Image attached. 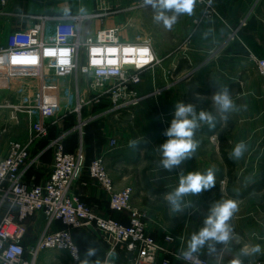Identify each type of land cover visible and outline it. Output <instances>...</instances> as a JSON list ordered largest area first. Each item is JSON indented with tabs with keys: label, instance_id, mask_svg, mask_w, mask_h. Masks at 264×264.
<instances>
[{
	"label": "crops",
	"instance_id": "obj_1",
	"mask_svg": "<svg viewBox=\"0 0 264 264\" xmlns=\"http://www.w3.org/2000/svg\"><path fill=\"white\" fill-rule=\"evenodd\" d=\"M106 3L114 9L149 7L146 6L148 0H106ZM212 4L215 14L206 18H200L202 7L196 1L191 15L181 14L177 39L167 35L161 52L154 47L150 37H142L149 40L154 53L163 58L161 66L143 73L142 81L148 76L145 89L143 82L137 87L142 95L141 106L149 104L153 109V105L158 104L161 107V118L159 122L156 120L158 128L151 130L146 137L138 136L133 127L122 123L127 120L126 116L115 121L104 114L107 103L103 100L97 108L83 111L84 115L92 110L97 114L83 128L86 130L83 149L86 161L103 156L115 189H132L131 205L143 213L146 232L169 251L159 254V260L166 258L169 264H188L173 254L187 250L191 236L204 226L212 204L234 200L238 211L229 221L233 229L232 239L227 244H217L215 252L205 246L194 254L207 264H232L236 259L240 264H264V99L262 80L251 59L264 58V0H213ZM96 8V0H8L4 5L0 4V47L6 44L11 31L23 29L33 22L26 16L85 14ZM106 21L107 18L90 23L83 34L115 26L107 25ZM173 41L177 43L175 48L171 47ZM218 88H228L236 106L226 121L219 118L212 102V95ZM192 97L206 101L218 122L211 131L206 124H201L194 137L198 148L193 159L172 171L163 170L158 147L167 140L163 132L173 119L174 104L177 101L195 104ZM6 101H16V95L0 88V105ZM64 110H60L56 125H48L47 136L35 139L29 145L30 158L21 167L27 185L42 184L47 179L53 162L52 142L57 137L62 135L61 144L66 153L74 152L79 145V135L70 132L71 121L66 120L73 114L68 115ZM153 114L152 111L151 116ZM16 116L17 120L9 108L0 107V141L3 142L0 144V160L7 153L11 127H25L18 135L20 140L13 141L26 143L31 137V123L38 119L35 116L32 120L22 113ZM74 119L76 123L75 116ZM141 137L143 140H138ZM111 139L117 140L115 147L109 146ZM132 140L138 142L135 148L129 146ZM241 141L247 146L244 155L238 160L230 158L234 146ZM221 151L226 153L228 161L222 157ZM209 168L215 170V186L197 196H186L185 204L192 201V207L183 213L172 211L166 196L178 186L180 173H204ZM74 192L97 215L128 224L129 213L110 210L107 192L87 173L76 183ZM43 225L41 214L26 220L28 235L24 245L34 243ZM63 228L65 226L59 221L51 226V230ZM72 236L81 258L84 252L79 243L89 239L90 245L99 251V258L92 257L89 264L105 262L107 246L97 242L89 231L74 229ZM165 236H172L174 241H165ZM255 245H260V252H251ZM245 248L249 255H242ZM129 259L131 256L124 250L116 249L112 264H129ZM72 263L75 262L71 256L63 251H44L36 260V264Z\"/></svg>",
	"mask_w": 264,
	"mask_h": 264
},
{
	"label": "built area",
	"instance_id": "obj_2",
	"mask_svg": "<svg viewBox=\"0 0 264 264\" xmlns=\"http://www.w3.org/2000/svg\"><path fill=\"white\" fill-rule=\"evenodd\" d=\"M7 1L0 0V4ZM96 1L97 8L85 14L26 16L33 22L11 31L0 47V88L16 95V101L0 107L9 108L15 120L18 113L38 118L31 123L30 139L26 143L10 141L0 160V264H36L44 251L67 252L73 259L77 251L79 254L74 229H86L107 246L108 264L116 249L131 256L129 264H169L166 258L159 260V254L169 251L148 235L143 213L131 205L132 189H115L103 156L87 163L82 140L74 152L66 153L62 135L57 137L52 142L53 162L47 179L37 185L23 181L21 167L30 158L29 145L47 136L48 125L56 123L62 108L66 114H74L76 123L70 132L80 135L97 115H84L83 110L101 105L103 100L108 102L104 114L115 121L124 116L128 120L142 100L137 87L143 73L163 62L149 40H124L116 25L83 34L87 21H102L119 11L108 7L106 0ZM195 1L202 7L200 18L215 14L213 0ZM251 59L262 80L264 99V58ZM116 144V139L109 141L110 147ZM85 172L107 192L110 210L129 213L128 224L97 215L74 192ZM36 214L43 216V228L33 244L24 245L26 220ZM57 221L65 228L51 230ZM165 241L174 238L165 236ZM179 252L173 256L188 264H207L197 254L184 258Z\"/></svg>",
	"mask_w": 264,
	"mask_h": 264
},
{
	"label": "clouds",
	"instance_id": "obj_3",
	"mask_svg": "<svg viewBox=\"0 0 264 264\" xmlns=\"http://www.w3.org/2000/svg\"><path fill=\"white\" fill-rule=\"evenodd\" d=\"M148 2L157 9V14L154 16L155 21L162 22L165 28L171 29L181 14H192L195 0H148ZM212 102L219 118L225 121L228 119V114L236 107L228 88H218L212 95ZM217 122V116L212 112L197 111L195 104L177 101L174 104L170 126L163 132L167 140L158 147L161 153L160 168L172 171L179 168L185 161L193 159L198 148V141L194 137L201 124H206L211 131L215 129ZM137 143L136 140H132L129 142V146L135 148ZM246 148L243 141L237 143L230 158L240 159ZM215 184V170L212 168L204 173L191 171L185 174L181 172L178 186L166 196L167 202L172 211L183 213L192 207V201L185 204L186 196H197L203 191L210 190ZM237 211L238 205L234 200L218 201L212 204L209 214L204 220V226L191 236L187 250L182 251L181 256L188 258L205 246L210 252H215L217 244H227L233 235L229 221ZM97 251L96 248L88 245L83 253V258L77 251L73 255V259L77 261V264H89L90 259L96 256ZM260 251V245L251 248L252 253ZM112 254L109 253V255ZM249 254L247 248L242 250V255ZM96 264H100V262L97 261ZM104 264H108L107 260ZM232 264H240V260H233Z\"/></svg>",
	"mask_w": 264,
	"mask_h": 264
},
{
	"label": "rangeland",
	"instance_id": "obj_4",
	"mask_svg": "<svg viewBox=\"0 0 264 264\" xmlns=\"http://www.w3.org/2000/svg\"><path fill=\"white\" fill-rule=\"evenodd\" d=\"M143 2L145 1H142V3ZM131 7L118 8L119 11L117 13L109 15L106 21L107 25H116L120 28L121 30L120 36L122 39L134 40L138 37L148 36L153 42L154 47L157 48L159 52H161L162 45H165L163 40L167 38V35H169L170 37L174 39H177L176 37L177 25H178L181 15L177 18V21L175 24H173L172 28L167 29L163 26L162 22L158 23L155 21L154 16L157 14V9H155L153 5L149 6L146 9L131 8ZM168 15H171V13H168ZM176 46H177V43L173 41L171 47L175 48ZM147 81H148V76L144 77L142 81L143 82L142 86L144 87V89H145V86L147 85ZM68 107L71 108V105H69ZM152 111L154 113L153 114L154 116H151ZM161 113H162V109L158 104H154L153 109H152V107L149 104L147 105L142 104L141 106V103H140V105H138L134 109L133 115L129 116L130 119L122 123L133 127L137 135L139 134L138 136L146 137L145 135L151 132V130L155 131L156 128H158L156 124V120L159 122V119L161 118L159 114ZM150 118H153V120H151ZM58 121L59 119H57L56 123H58ZM24 130H25V127H22V126L17 129H14L13 127H11L10 141L11 140L13 141L15 139L20 140L18 135L20 136L22 132H24ZM74 133H77L79 135L80 141L82 140L83 144L85 145L86 130L82 129L81 135L77 131H75ZM142 137L141 139H138V140L140 141L143 140ZM0 144H3V142L1 143L0 141ZM79 245L83 247V252H84L86 247L90 245V240L89 239L82 240L80 241ZM93 258L95 259L99 258V251H97L96 256H94ZM72 264H77V262L72 263Z\"/></svg>",
	"mask_w": 264,
	"mask_h": 264
},
{
	"label": "trees",
	"instance_id": "obj_5",
	"mask_svg": "<svg viewBox=\"0 0 264 264\" xmlns=\"http://www.w3.org/2000/svg\"><path fill=\"white\" fill-rule=\"evenodd\" d=\"M191 101H192L193 103H195L197 107H200L202 110L209 111V112L211 111V109L209 108V104H208L206 101H200L199 99H195L194 97L191 98ZM106 103L108 104L107 101H106ZM95 107L97 108V106H94L92 109H95ZM83 111H84V110H83ZM92 113H96V112L92 110ZM84 114H86V113H84ZM66 120L71 121V122H70V126H71V127H73V126L75 125V119H74V116H73V115L68 116V117L66 118ZM221 155H222V157H223L226 161H228L227 156H226V153H225L224 151H221ZM87 163H89V161H87ZM228 172H229V171H228ZM85 173H86V172H85ZM85 173H84V174H85ZM239 196H241V195H239Z\"/></svg>",
	"mask_w": 264,
	"mask_h": 264
},
{
	"label": "water",
	"instance_id": "obj_6",
	"mask_svg": "<svg viewBox=\"0 0 264 264\" xmlns=\"http://www.w3.org/2000/svg\"><path fill=\"white\" fill-rule=\"evenodd\" d=\"M146 6H152V4H151V3H148V4H146ZM90 23H91L90 21H87V22L85 23V27H84V30H85V31L88 30V27H89Z\"/></svg>",
	"mask_w": 264,
	"mask_h": 264
},
{
	"label": "bare ground",
	"instance_id": "obj_7",
	"mask_svg": "<svg viewBox=\"0 0 264 264\" xmlns=\"http://www.w3.org/2000/svg\"><path fill=\"white\" fill-rule=\"evenodd\" d=\"M77 128L79 129V127L77 126Z\"/></svg>",
	"mask_w": 264,
	"mask_h": 264
}]
</instances>
